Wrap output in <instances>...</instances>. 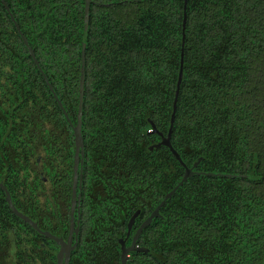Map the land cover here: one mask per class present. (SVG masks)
Instances as JSON below:
<instances>
[{"label":"trees","instance_id":"obj_1","mask_svg":"<svg viewBox=\"0 0 264 264\" xmlns=\"http://www.w3.org/2000/svg\"><path fill=\"white\" fill-rule=\"evenodd\" d=\"M91 1L82 122L99 204L83 216L95 221L92 250L119 253L131 214L142 220L183 176L167 148L148 150L159 142L148 120L166 135L184 0ZM5 2L75 118L84 0ZM185 14L172 147L188 167L201 158L197 172L248 178H189L144 231L150 255L135 264H264V0H188ZM2 103L51 157L60 153L67 121L0 2Z\"/></svg>","mask_w":264,"mask_h":264},{"label":"flooded vegetation","instance_id":"obj_2","mask_svg":"<svg viewBox=\"0 0 264 264\" xmlns=\"http://www.w3.org/2000/svg\"><path fill=\"white\" fill-rule=\"evenodd\" d=\"M1 107L0 184L10 194L14 207L42 232L51 236L37 233L30 225L18 219L10 210L5 191L0 187V200L3 201L0 202V264H121L119 240H123L125 246L129 247L136 230L152 212L142 220H138L140 209L131 214L124 224L125 229L121 230L123 233L117 238L119 253L92 250L95 221L85 219L83 214L86 209L91 210L99 203L92 190L87 188L86 178L95 171V167L89 165L86 157L83 122V155L79 154L76 165V207L71 224L75 166V143L71 126L66 122L69 129H63L66 132L64 144L59 140L55 141L58 142L60 153L57 155L54 150V156L51 157L45 143L29 138L24 119L14 116L16 106L2 103ZM69 119L74 126L76 116ZM6 207L8 210L4 209ZM137 211L139 215L128 232L129 220ZM148 227L143 229L135 243L136 247L146 249L147 252L128 253L126 264L141 262L143 257L150 255L147 247L142 244L143 233Z\"/></svg>","mask_w":264,"mask_h":264},{"label":"water","instance_id":"obj_3","mask_svg":"<svg viewBox=\"0 0 264 264\" xmlns=\"http://www.w3.org/2000/svg\"><path fill=\"white\" fill-rule=\"evenodd\" d=\"M187 1L184 0V7H183V23H182V48H181V54H180V65H179V71H178V77L177 82L175 86L174 91V98L172 102V108H171V114H170V120H169V128L166 133V135L162 134L157 130L152 120H148V123L151 127V131H149V134H155L158 135L160 138V141L148 148L149 151H153L154 149H157L159 147H165L169 150V152L172 154L174 159L177 161V163L183 168V176L181 180L176 184V186L168 192L163 200L157 205V207L152 211V213L146 218V220L139 226V228L136 230L132 244L129 247L125 246V242L123 240H119V245L121 247V264H126L128 260V253L130 252H147L146 249H142L135 246L136 240L138 239L139 235L145 229L148 227L153 220L162 218L160 214L161 208L165 205L166 201L171 199L173 195H175L178 188H180L189 178L193 176H206V177H224L227 179H235V178H248L247 175H231V174H213V173H205V172H197L194 169L199 165L201 158H199L191 167H188L181 159L180 155L177 153V151L172 147L171 144V136L172 131L174 127V121L176 116V109H177V102H178V96H179V90L180 86L183 80V70H184V40H185V23H186V7H187ZM2 6L4 7L6 13L8 14L10 21L14 25L17 33L19 34L25 48L27 49L29 57L34 62L36 68L38 69L39 73L41 74L45 84L48 87V90L53 96L54 101L56 102L57 106L59 107L60 111L62 112L63 116L65 117L66 121L69 123V125L72 128V132L74 135V143H75V166H74V179H73V197H72V206H71V224H73V214L76 207V186H77V162L79 158V154L83 155V139H82V115H83V100H84V84H85V63H86V39L88 36V29H89V13H90V5L91 0H84V17H83V33H82V41H81V58H80V76H79V82H78V95H77V113H76V124L73 126L61 101L59 100L58 96L53 90L52 85L49 83L46 75L44 74L39 62L37 61L35 54L32 50V48L29 46L27 39L22 34L19 25L15 21V18L13 14L11 13L7 3L5 0H0ZM81 177V174H80ZM0 187L5 191L6 194V202L12 211V213L23 222L30 225L37 233L45 236H51L48 233L42 232L27 216L23 215L21 212H19L14 205L12 204L10 194L6 191V189L0 184ZM80 197V194H79ZM139 215V211L133 214V216L130 218L128 223V232L131 230V227ZM63 250H61L62 252ZM61 255V253H60ZM59 255V259H60ZM66 257H68V254H66Z\"/></svg>","mask_w":264,"mask_h":264}]
</instances>
